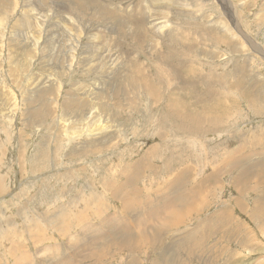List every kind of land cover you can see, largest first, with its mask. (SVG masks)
Segmentation results:
<instances>
[{"label": "rangeland", "instance_id": "1", "mask_svg": "<svg viewBox=\"0 0 264 264\" xmlns=\"http://www.w3.org/2000/svg\"><path fill=\"white\" fill-rule=\"evenodd\" d=\"M263 9L264 0H0V264H19L22 252L63 260L65 226L87 221L48 224L97 195L100 210L78 203L96 226L95 251L68 262L264 264V139L251 137L264 126ZM127 198L171 208L149 221L137 204L122 212ZM106 216L114 232L101 240ZM129 217L142 223L117 232Z\"/></svg>", "mask_w": 264, "mask_h": 264}, {"label": "bare ground", "instance_id": "2", "mask_svg": "<svg viewBox=\"0 0 264 264\" xmlns=\"http://www.w3.org/2000/svg\"><path fill=\"white\" fill-rule=\"evenodd\" d=\"M121 5H123L124 7H125V9H127V5H124V3L122 2L121 3ZM128 6H129V4H128ZM228 9H230L229 7H227ZM264 10V9H263ZM65 11V10H64ZM131 11V10H130ZM29 12H30V10H29ZM28 12V13H29ZM27 13V14H28ZM112 14V13H111ZM114 15V14H113ZM230 18V17H229ZM224 23V22H223ZM153 26L155 25V23H153L152 24ZM161 27H162V25H161ZM226 27V26H225ZM235 28V27H234ZM226 29V28H225ZM237 30V29H236ZM227 31H229V28H228V30ZM238 31V30H237ZM241 31V30H240ZM245 32V31H244ZM239 35V37L241 36L243 39L246 37V36H244L243 34H236V36H238ZM250 43H251V41H250ZM252 44V43H251ZM87 61V60H86ZM90 62V61H89ZM90 65V64H89ZM91 66H93L92 64H91ZM253 80V79H252ZM150 91V90H149ZM255 110V109H254ZM176 112V111H175ZM176 114H178V112H176ZM189 120V119H188ZM254 128V131H253V133H252V136L251 137H256L257 139H259V140H262V139H264V126L263 127H260V126H256V127H253ZM244 135V134H243ZM250 136V135H249ZM263 141V140H262ZM93 143V142H92ZM92 147H95V145L94 144H88V148L90 149V148H92ZM243 147V146H242ZM238 150V149H237ZM263 151V150H262ZM258 154H260V153H258ZM106 156V155H105ZM260 156V155H259ZM247 157V156H246ZM234 158L232 157V156H230L229 158H228V160H227V162H228V164L233 160ZM247 162V161H246ZM147 165V164H146ZM233 166H235V164L233 165ZM137 166H135V168H136ZM146 167V166H145ZM239 168V167H238ZM138 169V168H137ZM233 169V168H232ZM227 170H230V169H227ZM135 171H138V170H136L135 169ZM232 170H230V172H231ZM234 172H235V170H233ZM232 171V172H233ZM245 171V173L247 172V170H244ZM140 173V172H139ZM203 173V172H202ZM228 173V172H227ZM175 174V173H174ZM204 174V173H203ZM236 174V173H235ZM234 174V175H235ZM132 175H134V174H132ZM179 175L181 176L182 174H181V171L179 172V174L178 175H175V179H173V184H175L176 183V179L179 177ZM216 175V174H215ZM231 175H232V173H231ZM258 175V174H257ZM178 176V177H177ZM238 176V175H237ZM254 176V175H253ZM182 177V176H181ZM216 177V176H215ZM234 177V176H233ZM241 177V176H240ZM254 177H256V176H254ZM253 177V178H254ZM258 177V176H257ZM138 178V177H137ZM209 178V177H208ZM243 178V177H242ZM253 178L251 179V180H253ZM129 179H131V177H129L128 178V176L126 177V179H125V181L128 183V180ZM178 179H180V178H178ZM215 179V178H214ZM249 179V178H248ZM208 180V179H207ZM259 180V179H258ZM257 180V181H258ZM129 182H130V180H129ZM133 182V181H132ZM136 182V181H135ZM179 182V181H178ZM261 182V181H260ZM131 184V183H130ZM172 184V183H171ZM200 184V183H199ZM170 185V184H169ZM176 185V184H175ZM259 185H261V184H259ZM123 186H124V184H123ZM248 186V185H247ZM246 186V187H247ZM110 188H111V186H110ZM258 189V188H257ZM109 190V189H108ZM263 190H264V188H263ZM107 191V190H106ZM170 191V190H169ZM160 193V192H159ZM167 193H168V191H167ZM237 193H240V192H237ZM261 193V192H260ZM166 194V193H165ZM177 194V193H176ZM188 194V193H187ZM262 194V193H261ZM110 195H111V193H110ZM180 195V194H179ZM178 195V196H179ZM238 195V194H237ZM96 196V195H95ZM165 196H167V198H168V202H167V200L165 199ZM164 196V198L162 197V200H160L161 202H166V204L167 203H169L170 202V198L169 197H171L170 196V194L169 195H165ZM182 196V195H181ZM84 197V196H83ZM184 197V196H183ZM185 197L187 198V196L185 195ZM184 197V198H185ZM262 197V196H261ZM177 197L175 196V199H176ZM84 199V198H83ZM88 199V198H87ZM179 199V198H178ZM181 199V198H180ZM179 199V200H180ZM191 199V198H190ZM235 199V198H234ZM100 200V196L99 195H97L95 198H94V200L92 199V201L90 200V201H86V203L85 202H83L84 200H81V199H74L71 203H74L76 206H73V204H70V205H68V207H65V211H70L71 209H72V211H76L75 213L74 212H72L71 211V213L70 214H64L63 212L62 213H58L57 214V216L55 217V220H51V221H53V223L52 222H50L48 225H49V227H51V226H54V227H57L58 229H60V228H62L61 227V225H60V223H54V221H57L56 220V218H58L59 216H66L68 219H69V223H77L80 227L82 226V224H83V222H84V219L87 221V225H86V227H85V229H83V230H79L78 228H75V227H73V231L72 232H70V229L72 228H69V226L67 225V228H66V226H65V228H64V231H66V234L63 236V239L64 238H66V240H67V242L68 243H65L64 241L62 242V243H60V245H58L57 247H59V249H61V250H63V252H68V254L69 255H67L63 260H57V261H55L54 260V258H52V257H50V259L49 260H52V261H47V260H45V259H39V261L36 263V261H30L29 260V258H28V256L26 255V253H21V254H23V255H21L20 256V259H18V260H15V262L17 263V262H19V264H20V262H21V264H25L26 262H27V259H28V264H73V263H71V262H68V260L69 259H74V260H76L77 261V258H81V252L82 251H86V250H88L90 253H87V254H93V251H95L94 250V247H95V245H96V242H97V238L94 236V231H95V225L94 224H91L90 223V221H89V212H87V214H86V216H83L82 217V213H80V211L78 210V208H79V206H78V203H83L84 204V206H85V209L88 211V209L89 208H93V205H96V207H97V210H100V208H99V206H101V205H99V204H97L98 203V201ZM119 200V199H118ZM121 200V199H120ZM176 201V200H175ZM186 201H188V206H189V208H188V210H187V213L188 212H190L191 211V208H192V206H194V205H192L190 202H191V200H188V199H186ZM238 201V200H237ZM261 201V200H260ZM155 202V203H154ZM159 201H152V200H149V201H147L146 200V202H138L137 200H134V198L133 199H130V198H127V199H125V200H121L120 201V203H121V205H122V212L125 214V212H128V209H130L129 208V206L131 207V204H137L143 211H144V215L145 216H148V220L149 221H155V220H158L160 217H161V214L162 213H165L167 210H169L171 207H168V205H163V206H159V205H157V204H159L158 203ZM184 202V201H183ZM238 202H240V201H238ZM261 202H263V201H261ZM172 203V202H171ZM228 203V202H227ZM257 203V202H256ZM186 204H185V206H186ZM258 204V203H257ZM256 204V205H257ZM260 204V203H259ZM258 204V205H259ZM262 204V203H261ZM192 205V206H191ZM241 205V204H240ZM243 205V204H242ZM264 205V204H263ZM65 206H66V204H65ZM134 206V205H133ZM191 206V207H190ZM234 206H236L235 205V203H234ZM238 206V205H237ZM252 206H254V204L252 205ZM257 208H258V206H256ZM132 208V207H131ZM135 208V207H134ZM238 208V207H237ZM241 208V207H240ZM243 209V208H242ZM256 209V208H255ZM259 209V208H258ZM60 210V209H59ZM62 210V209H61ZM132 210V209H131ZM243 210H245V209H243ZM260 210H261V208H260ZM195 211V210H194ZM241 211V210H240ZM239 211V212H240ZM246 211V210H245ZM263 211H264V209H263ZM103 212H105L106 214H108V215H110L109 214V212H108V209H107V207H105L104 209H103ZM253 212V211H252ZM255 212H257V210L255 211ZM56 213V212H55ZM67 213V212H66ZM244 213V212H243ZM259 213V212H258ZM262 213V212H261ZM45 214V213H44ZM249 214H251V213H249ZM248 214V215H249ZM253 214H254V212H253ZM253 214H251V215H253ZM264 214V213H263ZM258 216L260 215V214H257ZM52 216H54V215H52ZM48 217V216H47ZM46 216H45V218H47ZM50 217V216H49ZM85 217V218H84ZM131 217H133V216H131ZM131 217H129V218H127L126 220H125V222H126V224H125V226L123 227V228H121V229H118V231L117 232H120V231H122V232H125L126 231V234L127 235H130L131 233H132V231L134 230L135 231V227H137L138 225H140V223H142L141 221H139L137 218L134 220V219H131L130 220V218ZM175 217L178 219L179 218V216L178 215H175ZM223 217V216H222ZM249 217H250V215H249ZM264 217V216H263ZM41 218V217H40ZM53 218V217H52ZM181 218V217H180ZM262 218V217H261ZM260 218V219H261ZM99 219H100V221H101V223H100V225H99V229H98V233H99V236H100V239L101 240H104L105 238H107V237H109L110 236V233L112 234L113 232H114V229H112L111 227H110V221H111V217H109V216H106V217H104V218H102V217H99ZM161 219V218H160ZM183 219V218H182ZM250 219V218H249ZM254 220L256 219V217L255 218H253ZM263 219V218H262ZM261 219V220H262ZM165 220V219H164ZM164 220H161V221H164ZM166 221V220H165ZM164 221V223H162L161 222V224H163V225H166V227L167 226H170V225H168L166 222ZM171 221H172V219H171ZM177 221V220H176ZM169 222H170V220H169ZM181 222V221H180ZM252 222H253V220H252ZM158 223H160V222H158ZM171 223V222H170ZM173 223H174V221H173ZM256 223V222H255ZM33 224V223H32ZM178 224V223H177ZM39 225V224H38ZM160 225V224H159ZM179 225V224H178ZM259 225V224H258ZM257 225V226H258ZM261 225V224H260ZM263 225V224H262ZM35 226V225H34ZM75 226H77V225H75ZM162 226V225H161ZM160 226V228H162ZM42 227H44V226H42ZM79 227V228H80ZM165 227V226H164ZM174 227H176V225L174 226ZM35 228V227H34ZM37 228V227H36ZM170 228H173L172 226L170 227ZM245 228V227H244ZM40 229V228H39ZM45 229H46V227H45ZM76 229H78L80 232H81V237L80 236H76V234L75 233H73V232H79V231H75ZM250 229V228H249ZM143 230V229H142ZM147 230V229H146ZM167 230V229H166ZM169 230V229H168ZM139 231V230H138ZM261 231V230H260ZM86 232H88V237H84L85 236V233ZM160 233H164V234H166V231H165V229H162V230H160L159 231ZM144 233V232H143ZM168 233V232H167ZM262 233V232H261ZM17 236H18V234H16ZM134 235V234H133ZM137 235H138V233H137ZM247 235V234H246ZM17 236H16V238H17ZM87 236V235H86ZM14 237H15V235H14ZM138 237V236H137ZM141 237V236H140ZM146 237V236H145ZM139 238V237H138ZM36 240H35V242H39L40 243V241H37L38 239L37 238H35ZM44 239V238H43ZM43 239H41V240H43ZM51 240H52V238H50ZM140 239V238H139ZM138 239V240H139ZM145 240V239H144ZM143 241V239L141 240V242ZM126 242V241H125ZM139 242V241H138ZM140 242V243H141ZM128 243V242H127ZM127 243H125V244H127ZM132 243H133V241H132ZM135 243L136 244H138L136 241H135ZM134 243V244H135ZM128 244H130V242L128 243ZM135 244V245H136ZM106 245H107V243H106ZM135 245H134V248H135ZM128 246V245H127ZM22 247V246H21ZM141 247V246H140ZM137 248V247H136ZM163 248H165V247H163ZM19 249H21L20 247H19ZM59 249H54L53 248V250H59ZM134 250H136V249H134ZM137 250H138V248H137ZM197 250V249H196ZM47 251V248H45V249H43V250H41V252L43 253V252H46ZM133 251V250H132ZM92 252V253H91ZM180 252H181V250H180ZM94 253H96V252H94ZM132 253H134V252H132ZM100 254V253H99ZM134 255V254H133ZM146 255V254H145ZM11 256H14L13 254H11ZM93 257L95 256V255H92ZM237 256H239V255H237ZM87 257H88V255H87ZM96 257V256H95ZM133 257V256H132ZM168 257V256H167ZM171 257V256H170ZM88 259H91V257L89 258L88 257ZM132 259V258H131ZM155 259V258H154ZM31 260H33V259H31ZM163 260H165V259H163ZM168 261H169V259H167ZM186 260V259H185ZM218 260V259H217ZM88 261V260H87ZM131 261V260H130ZM157 261V260H156ZM167 261V262H168ZM83 262V261H82ZM85 263H86V261H84ZM89 262V261H88ZM133 262V261H132ZM162 262V261H161ZM165 262V261H164ZM14 263V262H13ZM166 263V262H165ZM15 264V263H14ZM18 264V263H17ZM157 264V263H156ZM169 264V263H168Z\"/></svg>", "mask_w": 264, "mask_h": 264}]
</instances>
